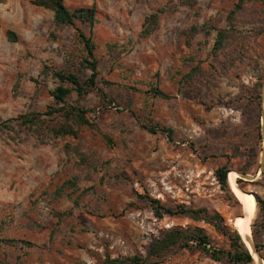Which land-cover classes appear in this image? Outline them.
Here are the masks:
<instances>
[{"label": "rangeland", "instance_id": "rangeland-1", "mask_svg": "<svg viewBox=\"0 0 264 264\" xmlns=\"http://www.w3.org/2000/svg\"><path fill=\"white\" fill-rule=\"evenodd\" d=\"M64 1L70 9L96 5L97 23L58 27L32 0H0V264L146 256L166 232L187 227L229 249L205 220L167 212H218L237 230L244 207L230 182L229 192L222 188V168L257 200L251 236L264 260V0H244L234 15L240 0ZM158 11L146 36V17ZM78 30L92 37L99 74L89 94L66 100L86 109L93 127L57 136L65 104L53 92L68 85L55 71L91 75ZM220 30L229 36L216 51ZM153 86L170 98L148 92ZM29 113L42 123L4 127ZM155 124L173 137L146 128ZM156 264L234 263L177 247Z\"/></svg>", "mask_w": 264, "mask_h": 264}, {"label": "trees", "instance_id": "trees-1", "mask_svg": "<svg viewBox=\"0 0 264 264\" xmlns=\"http://www.w3.org/2000/svg\"><path fill=\"white\" fill-rule=\"evenodd\" d=\"M244 0H240V4L236 6V9L232 11V15L239 12L243 6ZM32 4L51 10L54 13V21L56 26H76L78 22L88 24L93 27L98 21V9L96 5L91 7H80L70 9L66 6L64 0H32ZM162 11L153 13L146 17L144 23V34L146 36L151 35L157 28L159 23V14ZM196 32L199 29L193 27ZM81 43L84 46V50L87 56L83 59L84 68L91 71V75L86 79L82 80L79 75L74 72L66 71H55V76L65 85L58 86L53 95L56 100L65 104L61 107L59 113H63L66 122L60 125L57 129H53L57 136H69L78 137L79 129L83 126L93 127V124L87 118L88 111L81 107L72 106L67 103V97L73 92H76L79 97H84L89 94L96 86V80L98 77V60L95 57V44L92 37L87 36L83 31L78 30ZM8 36L11 40H16L17 36L14 32L9 31ZM229 33L226 30L218 31L217 40L215 44L216 51L222 49L226 40L228 39ZM154 96L161 97L164 99L170 98V96L164 91L157 87H152L150 91ZM53 114V112H50ZM18 121L21 126L27 128H35L42 123L41 115L37 113H29L20 115L18 118H11L4 123V127L12 128L11 123ZM149 131L164 132L169 138L174 135L172 128L162 126L159 124L148 125L146 127ZM218 176L222 188L225 191H230L228 174L229 171L225 169L218 170ZM258 204V203H257ZM260 211L262 213V222L264 224V201H259ZM167 212L172 215L186 214L196 220H205L224 237L229 240V249L219 248L213 245L212 238L208 235L204 229L200 227H187V228H175L171 229L164 234L161 238L156 240L150 247L146 256L135 255L132 257H108L105 264H156L161 260L168 252L174 248L190 249L196 247L205 252L211 259L215 261H222L228 258L234 264H253L254 257L247 248L246 244L237 230H232L226 224L225 219L218 212H209L206 209L191 210L186 209L184 206H179L178 211L168 209ZM158 213V212H157ZM160 214V213H158ZM12 242V241H10ZM26 244L32 246V243L26 242ZM257 251L261 252V248L257 243Z\"/></svg>", "mask_w": 264, "mask_h": 264}, {"label": "bare ground", "instance_id": "bare-ground-1", "mask_svg": "<svg viewBox=\"0 0 264 264\" xmlns=\"http://www.w3.org/2000/svg\"><path fill=\"white\" fill-rule=\"evenodd\" d=\"M238 176L239 175L237 173L230 172L228 180L232 186L234 194L243 205L246 216L243 218H236V220L234 219V223L244 242L251 249L254 256H256V258L259 260L258 255L254 251V244L251 236V221L257 214L258 204L256 198L253 195L247 194L239 188L237 182Z\"/></svg>", "mask_w": 264, "mask_h": 264}, {"label": "water", "instance_id": "water-1", "mask_svg": "<svg viewBox=\"0 0 264 264\" xmlns=\"http://www.w3.org/2000/svg\"><path fill=\"white\" fill-rule=\"evenodd\" d=\"M244 213H245V211H244ZM246 216V213L244 214V217ZM234 225H235V223H234ZM235 228H236V225H235ZM244 242V241H243ZM245 243V242H244ZM254 244V243H253ZM248 248V247H247ZM249 249V248H248ZM249 251H250V249H249ZM254 251H255V253L258 255V258L260 259V263L259 264H263V258L260 256V254L258 253V251H257V249H256V247L254 246ZM251 252V254L253 255V253H252V251H250ZM254 257V256H253Z\"/></svg>", "mask_w": 264, "mask_h": 264}]
</instances>
